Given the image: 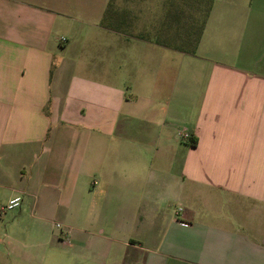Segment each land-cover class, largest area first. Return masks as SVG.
Returning a JSON list of instances; mask_svg holds the SVG:
<instances>
[{
    "label": "crops",
    "instance_id": "1",
    "mask_svg": "<svg viewBox=\"0 0 264 264\" xmlns=\"http://www.w3.org/2000/svg\"><path fill=\"white\" fill-rule=\"evenodd\" d=\"M200 5L0 0V264H264V0Z\"/></svg>",
    "mask_w": 264,
    "mask_h": 264
},
{
    "label": "rangeland",
    "instance_id": "2",
    "mask_svg": "<svg viewBox=\"0 0 264 264\" xmlns=\"http://www.w3.org/2000/svg\"><path fill=\"white\" fill-rule=\"evenodd\" d=\"M200 6L196 10L197 13H195L194 18L192 19L193 28L195 31H199L201 28V25L205 19L207 8H208V0H200ZM8 214H12V212H9ZM3 247V245H0V249Z\"/></svg>",
    "mask_w": 264,
    "mask_h": 264
},
{
    "label": "built area",
    "instance_id": "3",
    "mask_svg": "<svg viewBox=\"0 0 264 264\" xmlns=\"http://www.w3.org/2000/svg\"><path fill=\"white\" fill-rule=\"evenodd\" d=\"M178 136L182 139H187L189 137V134L187 133H179ZM23 203V199L22 197H15L13 198L7 206H5L4 208H2L1 212L4 213L5 211H8V210H15V209H18L21 207ZM182 209H179L178 212H181Z\"/></svg>",
    "mask_w": 264,
    "mask_h": 264
},
{
    "label": "trees",
    "instance_id": "4",
    "mask_svg": "<svg viewBox=\"0 0 264 264\" xmlns=\"http://www.w3.org/2000/svg\"><path fill=\"white\" fill-rule=\"evenodd\" d=\"M213 0H210V2H212ZM208 13H209V7L207 8V13H206V16H205V19H204V23L206 21V18L208 16ZM200 37H201V34L199 33L198 37H197V41H196V44L199 42L200 40ZM194 144H196V142H194Z\"/></svg>",
    "mask_w": 264,
    "mask_h": 264
}]
</instances>
